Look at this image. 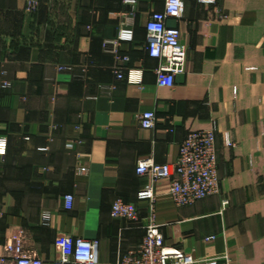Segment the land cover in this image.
<instances>
[{
  "label": "crops",
  "instance_id": "1",
  "mask_svg": "<svg viewBox=\"0 0 264 264\" xmlns=\"http://www.w3.org/2000/svg\"><path fill=\"white\" fill-rule=\"evenodd\" d=\"M184 1L168 24L181 29L187 61L167 87L146 30L166 0H0V243L21 233L25 253L51 264L58 236L97 237L100 264H111L141 244L153 214L166 245L199 264H264V0ZM129 21L135 38L120 53L131 60L120 64L104 42ZM146 111L154 129L140 124ZM213 126L218 194L178 206L169 181L137 172L141 160L176 162L189 133ZM152 183L154 200L139 199ZM119 198L138 220L112 217Z\"/></svg>",
  "mask_w": 264,
  "mask_h": 264
},
{
  "label": "built area",
  "instance_id": "2",
  "mask_svg": "<svg viewBox=\"0 0 264 264\" xmlns=\"http://www.w3.org/2000/svg\"><path fill=\"white\" fill-rule=\"evenodd\" d=\"M203 5H215L218 0H195ZM37 4L30 2L28 10L35 11ZM185 11L184 0H166L164 11H155L146 24L148 34L147 50L151 57L160 60L156 69L160 86L173 87L176 76L184 72L187 61V48L182 42V32L177 26H170L168 19H180ZM135 29L132 22L123 23L116 37L104 42V51L113 54L120 64H127L131 58L120 53L123 43L132 42ZM71 67L59 66L58 70H70ZM76 75V79L83 80L85 72ZM5 75L6 72H3ZM118 79H123L121 69L116 70ZM2 88L9 89L12 82L4 78ZM102 90H110L108 86H100ZM157 115L153 111H146L140 116V124L144 129H154ZM217 130L211 128L194 131L188 134L180 144L179 155L174 163L158 164L151 159L141 160L137 165L139 174H148L152 182L169 181L170 195L178 206L197 203L206 197L220 192L218 174V154L216 146ZM8 150V141L0 136V155ZM147 185L140 190L141 200L153 201L155 198L154 185ZM74 196H65V208L73 209ZM113 218L138 220L137 205L116 199L112 205ZM3 216L0 207V220ZM42 223L52 224V214L44 212ZM56 258L51 264H100V239L84 238L73 235H60L55 240ZM0 264H46L39 256L25 253L24 238L21 233L15 234L6 244L0 243ZM111 264H199V261L188 252L166 245L165 238L157 225L154 215L148 217L145 235L141 244Z\"/></svg>",
  "mask_w": 264,
  "mask_h": 264
}]
</instances>
